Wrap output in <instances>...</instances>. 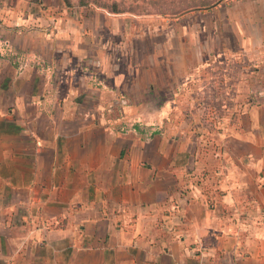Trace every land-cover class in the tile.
<instances>
[{
    "label": "crops",
    "instance_id": "1",
    "mask_svg": "<svg viewBox=\"0 0 264 264\" xmlns=\"http://www.w3.org/2000/svg\"><path fill=\"white\" fill-rule=\"evenodd\" d=\"M36 57L0 58V264H264V107L198 177L184 137L123 126L103 77Z\"/></svg>",
    "mask_w": 264,
    "mask_h": 264
},
{
    "label": "rangeland",
    "instance_id": "2",
    "mask_svg": "<svg viewBox=\"0 0 264 264\" xmlns=\"http://www.w3.org/2000/svg\"><path fill=\"white\" fill-rule=\"evenodd\" d=\"M69 2L0 0V33L18 52L103 77L93 83L119 99L113 115L127 118L123 126L184 137L202 163L198 177L210 167L201 159L218 155L220 137L249 109L264 107V0ZM114 3L120 13L111 12ZM248 214L264 223L260 213Z\"/></svg>",
    "mask_w": 264,
    "mask_h": 264
},
{
    "label": "built area",
    "instance_id": "3",
    "mask_svg": "<svg viewBox=\"0 0 264 264\" xmlns=\"http://www.w3.org/2000/svg\"><path fill=\"white\" fill-rule=\"evenodd\" d=\"M18 49L10 43V39L3 33H0V58L1 59H10L14 62V64L18 65V68L21 69L22 66L25 65V60L27 56L33 60V62L43 69L45 61L39 60L36 55H30L28 52H18ZM49 67H47V70Z\"/></svg>",
    "mask_w": 264,
    "mask_h": 264
},
{
    "label": "trees",
    "instance_id": "4",
    "mask_svg": "<svg viewBox=\"0 0 264 264\" xmlns=\"http://www.w3.org/2000/svg\"><path fill=\"white\" fill-rule=\"evenodd\" d=\"M81 1V5H87V0H80ZM65 2V5L68 6V7H71L72 4L69 2V0H64ZM111 12L112 13H120L121 10L118 9V4L114 3L112 4L111 6Z\"/></svg>",
    "mask_w": 264,
    "mask_h": 264
}]
</instances>
